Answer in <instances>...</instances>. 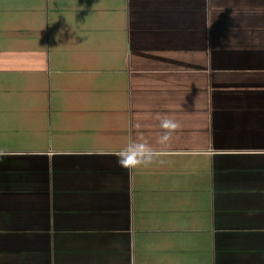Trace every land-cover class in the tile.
Masks as SVG:
<instances>
[{"label": "crops", "instance_id": "0c3cea01", "mask_svg": "<svg viewBox=\"0 0 264 264\" xmlns=\"http://www.w3.org/2000/svg\"><path fill=\"white\" fill-rule=\"evenodd\" d=\"M0 153V264H264V0H0Z\"/></svg>", "mask_w": 264, "mask_h": 264}, {"label": "clouds", "instance_id": "9594fccd", "mask_svg": "<svg viewBox=\"0 0 264 264\" xmlns=\"http://www.w3.org/2000/svg\"><path fill=\"white\" fill-rule=\"evenodd\" d=\"M139 127L140 125L138 124L137 128ZM159 128L161 129V134L157 139V144L161 148L153 147L143 135H140L115 153L118 157V165L124 169L135 170L163 163V157L167 154L165 150L173 141L175 133L181 128V123L164 115L160 117ZM2 154L0 153V155Z\"/></svg>", "mask_w": 264, "mask_h": 264}]
</instances>
